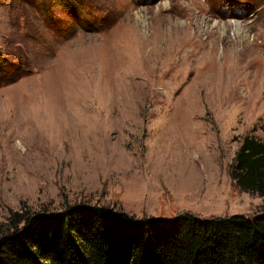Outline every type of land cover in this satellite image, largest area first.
<instances>
[{
  "label": "rangeland",
  "instance_id": "1",
  "mask_svg": "<svg viewBox=\"0 0 264 264\" xmlns=\"http://www.w3.org/2000/svg\"><path fill=\"white\" fill-rule=\"evenodd\" d=\"M264 141V0H0V230L98 208L256 217L230 167Z\"/></svg>",
  "mask_w": 264,
  "mask_h": 264
},
{
  "label": "trees",
  "instance_id": "2",
  "mask_svg": "<svg viewBox=\"0 0 264 264\" xmlns=\"http://www.w3.org/2000/svg\"><path fill=\"white\" fill-rule=\"evenodd\" d=\"M230 177L240 191L264 197V141L242 138ZM0 264H264V212L169 222L82 207L14 213L0 230Z\"/></svg>",
  "mask_w": 264,
  "mask_h": 264
},
{
  "label": "water",
  "instance_id": "3",
  "mask_svg": "<svg viewBox=\"0 0 264 264\" xmlns=\"http://www.w3.org/2000/svg\"><path fill=\"white\" fill-rule=\"evenodd\" d=\"M175 218H176V217H175ZM175 218H173V219H171V220H174ZM156 220H157V219H156ZM171 220H170V221H171Z\"/></svg>",
  "mask_w": 264,
  "mask_h": 264
}]
</instances>
